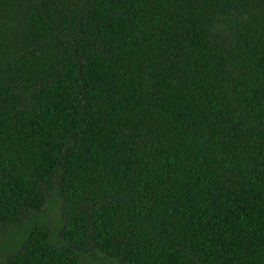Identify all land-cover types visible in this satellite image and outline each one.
Here are the masks:
<instances>
[{
	"label": "trees",
	"instance_id": "1",
	"mask_svg": "<svg viewBox=\"0 0 264 264\" xmlns=\"http://www.w3.org/2000/svg\"><path fill=\"white\" fill-rule=\"evenodd\" d=\"M0 264H264V0H0Z\"/></svg>",
	"mask_w": 264,
	"mask_h": 264
},
{
	"label": "rangeland",
	"instance_id": "2",
	"mask_svg": "<svg viewBox=\"0 0 264 264\" xmlns=\"http://www.w3.org/2000/svg\"><path fill=\"white\" fill-rule=\"evenodd\" d=\"M59 209V200L55 194L51 195L43 213L41 214L42 220L50 221L55 224L56 215ZM52 224V223H51Z\"/></svg>",
	"mask_w": 264,
	"mask_h": 264
}]
</instances>
